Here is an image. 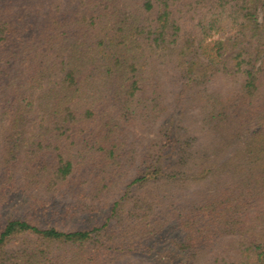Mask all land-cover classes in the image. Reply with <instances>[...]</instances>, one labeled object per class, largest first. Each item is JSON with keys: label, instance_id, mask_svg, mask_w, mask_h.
<instances>
[{"label": "trees", "instance_id": "1", "mask_svg": "<svg viewBox=\"0 0 264 264\" xmlns=\"http://www.w3.org/2000/svg\"><path fill=\"white\" fill-rule=\"evenodd\" d=\"M0 264H264V0H0Z\"/></svg>", "mask_w": 264, "mask_h": 264}, {"label": "rangeland", "instance_id": "2", "mask_svg": "<svg viewBox=\"0 0 264 264\" xmlns=\"http://www.w3.org/2000/svg\"><path fill=\"white\" fill-rule=\"evenodd\" d=\"M30 199H32V198H30ZM26 201H30V200L29 199H26ZM26 201H22L21 200V201L13 202L12 204H8V205H11V207H10V209L4 210V213L3 214H6L9 210H14L13 207H16V211H20V212H23L24 213L26 210H28V208L30 206V203L29 204H26ZM56 202L59 203L60 202V199L59 198H56ZM13 204H15V205H13ZM101 212L104 213L105 211L104 210H101ZM93 217H94V214H92L91 216H84V218H82V220H81V217H79V218L74 217L72 219V221H73L74 226L80 228V227L86 225V222H87L88 219L91 220V218H93Z\"/></svg>", "mask_w": 264, "mask_h": 264}]
</instances>
